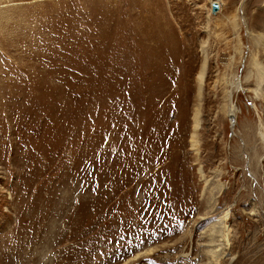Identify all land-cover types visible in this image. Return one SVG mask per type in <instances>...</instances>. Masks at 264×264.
<instances>
[{
    "label": "rangeland",
    "instance_id": "374dc122",
    "mask_svg": "<svg viewBox=\"0 0 264 264\" xmlns=\"http://www.w3.org/2000/svg\"><path fill=\"white\" fill-rule=\"evenodd\" d=\"M37 2L0 22V264H264V0Z\"/></svg>",
    "mask_w": 264,
    "mask_h": 264
},
{
    "label": "built area",
    "instance_id": "2783aa9c",
    "mask_svg": "<svg viewBox=\"0 0 264 264\" xmlns=\"http://www.w3.org/2000/svg\"><path fill=\"white\" fill-rule=\"evenodd\" d=\"M213 3V2H212ZM162 151V149L160 150ZM164 155V154H163ZM164 157V156H163ZM159 166V164L156 165V168ZM159 189V188H158ZM154 193V192H153ZM155 198H156V195H155ZM154 198V200H156ZM160 202L164 203V199L162 200H159ZM154 204L156 205V201H154ZM153 214L154 216H151L153 217L154 219H152V221L156 220V222H154L153 224L151 223V221H149L148 223V227L151 229V230H154V229H157L158 226H161V224L163 223L164 220H162V218H160V215H157V210L156 208H153ZM164 224H165V221H164ZM166 225V224H165ZM174 226V225H173ZM119 233H122L124 234L123 237H114V238H110L108 240V243H109V247L108 249H106L107 251L104 252V261L105 262H110L111 261V255H117L119 254L120 255V252L118 253V251H121L123 248L125 247H137L138 245H140V241H142V238L140 237V234H141V230L139 232H136L134 237L133 236H129L130 237H133L131 238L130 240H128L126 234L127 232L122 229L120 230ZM126 241H128L126 243ZM138 242V243H137ZM126 243V244H125ZM137 245V246H136ZM112 253V254H111ZM111 254V255H110ZM119 256L116 257V259L118 258Z\"/></svg>",
    "mask_w": 264,
    "mask_h": 264
},
{
    "label": "crops",
    "instance_id": "0c3cea01",
    "mask_svg": "<svg viewBox=\"0 0 264 264\" xmlns=\"http://www.w3.org/2000/svg\"><path fill=\"white\" fill-rule=\"evenodd\" d=\"M24 2L26 0H0V22L4 19H6V17H14L15 12H17V10H21L22 7L20 6H14V2ZM42 1V0H38ZM37 2V3H38ZM14 13V14H13Z\"/></svg>",
    "mask_w": 264,
    "mask_h": 264
},
{
    "label": "bare ground",
    "instance_id": "6f19581e",
    "mask_svg": "<svg viewBox=\"0 0 264 264\" xmlns=\"http://www.w3.org/2000/svg\"><path fill=\"white\" fill-rule=\"evenodd\" d=\"M257 64H259V63H257ZM255 65H256V62H255ZM262 75H263V74H262ZM262 75L259 74V78L256 79V80H257V81H256V85H257V83L259 84L260 78L262 79ZM201 77H202V74L199 75V78H201ZM234 85H235V84H234ZM238 85H239V84H236V85H235V87H234V90H235V91L237 90ZM256 91H257V90H256ZM256 96H257V95H256ZM228 97H230V93H229V92H228ZM230 104H231V106H232V102H231V101L228 103V106H227L228 108H227L226 113H225V115H226L227 117H228V116L232 117V115H233V108H232L233 106L231 107ZM196 117H197V113H196ZM194 121H195V127H196V126H197V120H196V118H194ZM148 251L150 252L151 250H148ZM143 253H144V252H143ZM138 255H139V256L141 255L140 252L137 253V254H135L134 257L137 258V257H139Z\"/></svg>",
    "mask_w": 264,
    "mask_h": 264
},
{
    "label": "water",
    "instance_id": "95a60500",
    "mask_svg": "<svg viewBox=\"0 0 264 264\" xmlns=\"http://www.w3.org/2000/svg\"><path fill=\"white\" fill-rule=\"evenodd\" d=\"M219 6L216 2L211 3V11L216 12L218 10Z\"/></svg>",
    "mask_w": 264,
    "mask_h": 264
}]
</instances>
